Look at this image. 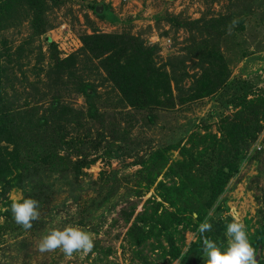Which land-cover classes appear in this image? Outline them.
<instances>
[{"label": "rangeland", "instance_id": "374dc122", "mask_svg": "<svg viewBox=\"0 0 264 264\" xmlns=\"http://www.w3.org/2000/svg\"><path fill=\"white\" fill-rule=\"evenodd\" d=\"M90 3L103 5L111 14L110 18L116 20L98 19L90 11ZM48 13L52 27L34 39L33 44L40 48L36 52L43 55L44 63L37 66L38 57L30 58L23 67L29 81L37 80L35 69L42 66L47 69L49 42L54 44L57 57L63 60L79 51L82 35L93 32L137 37L145 48L155 49V67L165 69L169 77L168 62L174 65L185 59L175 76H187L178 89L170 82V93L161 97L159 104L149 110H135L119 103L113 84L104 81V75L95 70L100 67V62H93L92 74L85 72L84 76L97 85L96 107L105 115L106 124L99 137L92 135L89 145L98 147L97 150L88 145L84 153L89 160L96 157V161L77 177L72 171L30 176L23 187L14 186L6 193L1 192L0 184V264H90L95 256L103 255L107 249L111 250L108 259L116 264H178L163 255L167 245L162 236L155 234L141 248H136L128 243L126 233L135 218L145 210L150 211L155 203L159 205L158 214L160 207L173 211L162 196L166 194L164 188L172 190L173 197H178L180 209L196 204L198 200L192 195L199 192L196 190L202 185L205 170L196 167L193 177H189L192 183L184 180L180 174L183 172L178 168V162L184 159L182 152L196 153L209 148L208 139L224 142L221 140L227 138L222 134L223 126L247 120L260 129L254 139L240 144L236 174L209 209L201 214V222L196 221V214L193 218L183 214V223L177 226L174 239L180 254L184 255L190 245L197 243L199 233L195 239L193 233L198 225L207 221L211 229L204 236L226 247V225L234 218L243 223L247 235H253L259 227L257 212L261 208L255 197L261 196L264 189V0H62L60 7H53ZM202 17L205 20L230 17L234 26L219 37L217 50L202 61L201 66H204L200 68L197 60L185 57L190 40L187 29L177 27L169 19L176 18L184 26ZM29 33L27 25L23 24L16 32L9 31L4 35L15 47L28 39ZM80 65H84L83 61ZM39 78L43 83L36 91H48L43 71ZM52 91H60L63 103L72 108L86 109L83 99L70 92L73 91L71 85L67 88L57 86ZM48 101L31 103L26 109L32 106L43 114ZM110 143L116 151L108 157L104 152ZM160 151L164 152L167 162L157 176L149 178L144 170L141 171L142 162ZM183 184H187V188H183ZM109 189L114 192L105 200ZM24 191L40 194L39 206L44 209L39 218L45 222L41 232L32 234L29 230H21L12 215L5 223L4 202L24 199ZM128 201L135 204V210L125 223L119 213ZM77 207H89L92 212L88 219L91 225L81 228L92 234L97 251L87 254L74 251L70 257L59 248L39 252L37 244L50 229L62 230L79 221L74 216ZM257 257L264 263V245ZM204 259L202 250L198 263L203 264Z\"/></svg>", "mask_w": 264, "mask_h": 264}, {"label": "trees", "instance_id": "16d2710c", "mask_svg": "<svg viewBox=\"0 0 264 264\" xmlns=\"http://www.w3.org/2000/svg\"><path fill=\"white\" fill-rule=\"evenodd\" d=\"M61 4L62 0H0V184L2 193H6L14 186L23 187L25 179L30 176L38 177L41 174L55 172L62 174L72 171L77 177L84 174L82 170L95 163L96 157L89 160L87 153H84V149L92 142V135L97 134L99 137V133L105 129L106 124L105 115L100 114L96 107L99 99L97 85L87 81L84 76L85 72L92 74V67L94 68L92 64L95 60L100 62V67L95 66L96 72H101L104 75L103 80L113 84L119 103L135 110H149L155 104H159L160 98L170 93V82L178 89L182 79L187 76V74L175 76V72L181 71L185 59L178 60L174 65L168 62L171 70L169 77L165 69L155 67L153 60L155 49L145 48L143 42L137 37L125 33L102 35L93 32L91 35H82L80 40L82 46L79 51L63 60L57 57L54 44L48 41L47 69L43 66L35 69L34 74L38 78L29 81L23 67L27 66L30 58L38 57L37 66L41 62L44 63L43 55L37 53L40 48L33 45L34 39L40 38L52 27L51 22L48 21L50 14L48 12L53 7H60ZM88 7L100 20H111V22L116 20L115 17L110 18L111 14L101 4L90 3ZM232 20L230 17L206 20L202 17L185 23L184 26L176 18H170L169 22L187 29L190 40L185 49V57L187 56V60H197L199 67L202 68L204 66H201L202 61L217 50L219 37L233 28ZM23 24H26L30 31L28 39L14 47L13 42L4 34L9 31L16 32ZM82 61L84 65H80ZM38 71H40L39 74ZM42 71L48 89L44 92L36 91L38 85L43 83V80L39 78ZM202 75L204 77L205 73ZM69 85L73 90L70 92L83 99L85 110L74 109L63 103L60 91H52L57 86L67 88ZM29 89L31 91H26ZM46 100H49V103L43 114L32 106L26 109L31 103L42 104ZM240 124L232 122L222 127L224 130L222 134L227 138V140L225 138L221 140L224 142L208 139L211 144L209 148L206 147L196 153L182 152L184 159L178 162V168L183 172L180 174L184 180L188 182L192 180V178L189 180V177H193V170L196 167L205 170V176L201 179L202 185L196 190L199 192L192 195L198 202L190 208L180 209L178 197H173V191L160 184L166 193L162 196L173 211L168 212L160 207L161 213L158 214V203H155V207L153 206L150 211H143L142 215L135 218L126 233L127 241L131 246L141 248L156 234L164 238L167 250L163 255L171 262L193 264L194 260L195 264H199L198 257L203 250V241L200 236L197 243L190 245L187 252L181 255L175 245L174 234L177 233V226L183 223V214H190L191 218L193 214H196V221L201 222V214L209 209L228 181L236 174L240 160L238 156L241 153L240 144L254 139L260 129L257 125L250 124L248 120ZM112 144H108L104 152L108 157L116 151L111 147ZM89 146L92 149L98 148ZM72 156H75L73 157L75 161L72 160ZM148 159V162H142L141 171L144 170L149 178L157 176V172H160L167 162L164 152H154ZM182 187L187 188V184H183ZM262 191L261 196L255 197L261 205L257 212L259 227L253 235H247L256 255H260L264 245V189ZM113 192L109 189L105 193V200L109 199ZM179 192L183 191L179 190ZM35 194L24 191L25 198H32L39 205L40 194ZM11 203L12 201L4 202L5 223L12 215ZM77 208L74 216L79 218V221L75 225L79 227L91 225V222H88L89 217H92L89 207ZM43 209L42 206L38 207L39 215L31 222L30 229H24L19 225L21 230H29L32 234L41 232L45 226L43 218H39L42 217L40 213ZM134 210L135 204L128 201L119 215L125 223H128ZM23 244L22 241L21 245ZM96 251V246H93L91 253ZM110 256L111 250L107 249L103 255L99 253V256H95L90 264H116L108 259ZM257 264L264 263L257 257Z\"/></svg>", "mask_w": 264, "mask_h": 264}, {"label": "clouds", "instance_id": "9594fccd", "mask_svg": "<svg viewBox=\"0 0 264 264\" xmlns=\"http://www.w3.org/2000/svg\"><path fill=\"white\" fill-rule=\"evenodd\" d=\"M38 202L32 198H24L21 201H13L10 211L16 224L24 229L32 227V221L36 220ZM211 229L207 221L198 225L193 238L199 233L203 241V255L206 259L203 264H257L255 249L250 245L243 223L234 218V221L226 225L227 245H218L212 239H206L204 233ZM93 247L92 234L79 226L66 225L62 230L52 228L43 235L38 244L39 252L61 249L65 256H71L74 251H82L87 254Z\"/></svg>", "mask_w": 264, "mask_h": 264}, {"label": "built area", "instance_id": "2783aa9c", "mask_svg": "<svg viewBox=\"0 0 264 264\" xmlns=\"http://www.w3.org/2000/svg\"><path fill=\"white\" fill-rule=\"evenodd\" d=\"M127 1H129V0H122V2H127Z\"/></svg>", "mask_w": 264, "mask_h": 264}, {"label": "water", "instance_id": "95a60500", "mask_svg": "<svg viewBox=\"0 0 264 264\" xmlns=\"http://www.w3.org/2000/svg\"><path fill=\"white\" fill-rule=\"evenodd\" d=\"M257 259V258H256ZM193 264H195L194 260L192 261Z\"/></svg>", "mask_w": 264, "mask_h": 264}]
</instances>
